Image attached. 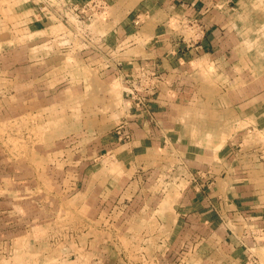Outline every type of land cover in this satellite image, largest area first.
Here are the masks:
<instances>
[{
  "label": "crops",
  "instance_id": "obj_1",
  "mask_svg": "<svg viewBox=\"0 0 264 264\" xmlns=\"http://www.w3.org/2000/svg\"><path fill=\"white\" fill-rule=\"evenodd\" d=\"M61 1L66 6L44 12L41 0H0L3 102L20 104L30 93L33 51L34 99L74 106L68 116L82 106L83 146L98 155L82 160L96 182L129 178L134 195L153 198L149 180H168L178 202L161 228L179 230L176 244L186 233L219 230L220 199H232L231 212L246 191L238 183L250 176L242 156L250 123L264 125V77L251 78V1ZM73 21L87 32L73 30ZM56 22L66 31L51 33ZM60 84L68 96L57 105ZM126 134L131 140L121 144Z\"/></svg>",
  "mask_w": 264,
  "mask_h": 264
},
{
  "label": "rangeland",
  "instance_id": "obj_2",
  "mask_svg": "<svg viewBox=\"0 0 264 264\" xmlns=\"http://www.w3.org/2000/svg\"><path fill=\"white\" fill-rule=\"evenodd\" d=\"M250 1L253 80L264 77V0ZM56 24L60 23L49 24L51 33L66 31ZM73 25L79 33L84 29L74 21ZM29 54L30 93L21 105L17 99L3 102L4 70L0 69V264H264V125L256 126L258 119H252V132L243 142L242 156L249 162L245 176L250 175L238 183L246 190L244 195L234 197L233 209L226 213L232 199H220L214 219L219 230L186 233V243L176 244L179 230L161 228L178 202L173 191L168 192L171 183L149 180L158 192L148 198L134 195L137 186L129 178L96 182L91 165L82 160L96 156L89 154L92 146H83L82 106L68 116L74 106L51 108L36 101L35 84L31 86L36 54ZM65 87L54 88L60 93L57 105L68 96ZM11 89L14 93L15 86ZM130 140L126 134L119 142ZM223 239L234 244L228 246Z\"/></svg>",
  "mask_w": 264,
  "mask_h": 264
},
{
  "label": "built area",
  "instance_id": "obj_3",
  "mask_svg": "<svg viewBox=\"0 0 264 264\" xmlns=\"http://www.w3.org/2000/svg\"><path fill=\"white\" fill-rule=\"evenodd\" d=\"M41 2H42L41 5H45V7L41 8V6H39V8L41 11H44V12H46L48 9H51V10L56 9L57 3H61L63 6H66L61 0H41ZM66 10H68V9L66 8ZM82 21H84V20H82Z\"/></svg>",
  "mask_w": 264,
  "mask_h": 264
},
{
  "label": "bare ground",
  "instance_id": "obj_4",
  "mask_svg": "<svg viewBox=\"0 0 264 264\" xmlns=\"http://www.w3.org/2000/svg\"><path fill=\"white\" fill-rule=\"evenodd\" d=\"M43 7H45V5H44ZM57 12H58V13H57V16H58V17L64 15V14H62L60 11H57ZM80 26H82V28H84V29H81V28H80V30H81L83 33H86L87 30H88L87 25L84 23L83 25H80ZM84 30H85V31H84Z\"/></svg>",
  "mask_w": 264,
  "mask_h": 264
}]
</instances>
